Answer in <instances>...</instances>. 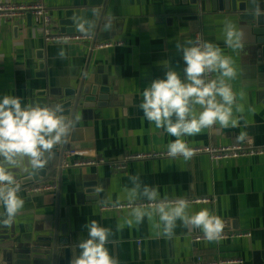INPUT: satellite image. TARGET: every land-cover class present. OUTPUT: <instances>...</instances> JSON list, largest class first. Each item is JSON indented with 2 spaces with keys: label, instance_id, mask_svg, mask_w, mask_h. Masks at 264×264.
<instances>
[{
  "label": "crops",
  "instance_id": "crops-1",
  "mask_svg": "<svg viewBox=\"0 0 264 264\" xmlns=\"http://www.w3.org/2000/svg\"><path fill=\"white\" fill-rule=\"evenodd\" d=\"M3 1L41 3L52 11L54 25L61 7L69 4V0ZM180 3L181 0H111L106 15L112 25L111 32L106 35H113L123 44L118 48L92 51L88 75L95 69L99 77L120 81L121 96L104 112L97 137L82 144L86 146L84 148H90L108 160L120 159L126 153L167 150L175 137L149 123L139 105L143 90L154 79L164 78L165 71L176 70L183 79L184 62L182 53L176 48L177 43L183 45L193 41L194 35L199 34L203 41L216 44L224 55L231 57L235 68L234 50L225 44L220 31L187 27L186 23L181 24L176 19L167 25V19L174 17V9ZM31 22L34 23L32 19ZM109 39L112 38H98V41ZM83 44L46 45L33 26L28 27L25 18L0 22V98L12 95L21 97L25 104L46 105V92L39 84L43 80L37 79L36 75H44L45 79H64L80 74L88 53ZM61 50L65 53L64 58L58 55ZM214 75L217 78L219 73ZM128 81L132 82L125 85ZM236 93V104L243 107L242 112H236L235 107L233 110L234 116L241 118L239 127L221 128L217 123L211 130L206 128L198 135L183 137L189 146L235 144L242 141L238 139L242 132L247 133L245 139L252 138L257 144L264 145V119L255 106L239 96L241 92ZM197 110H201L199 106ZM56 160L57 155L51 170L56 168ZM77 160L67 159L68 163ZM10 170L20 184L19 196L24 205L12 220L19 242L16 238L13 243L6 240L0 244V264H22L15 258L11 245L17 243L26 247L27 244L20 243L23 236L39 237L37 230L54 213L56 201L58 215L62 218L64 215L72 232L79 234L80 242L88 238L84 228L87 222L95 220L110 228L112 242L107 247L120 264H170L189 261L195 256L209 261L238 258L243 264H264V157L213 162L200 155L187 160L166 159L164 164L162 160L143 161L131 163L125 171L115 173L105 166L95 169L63 167L57 197L56 171L44 180H34L33 176L38 177L39 170L21 174L17 165ZM136 174L140 175L144 185L157 187L161 199H211L208 204L189 206L188 214L206 208L222 219L223 230L250 232L251 236L233 242H193L191 238L204 234L203 231L185 227L178 220L174 235L168 238L163 235L162 225L157 227L160 223L158 215L146 216L139 224L133 220L129 226L127 221L132 218L131 211L102 212L100 207L106 204L146 200L142 197L130 199L125 193L126 187H132L129 178ZM48 183L55 186L53 191H29L33 186ZM3 211L0 207V213ZM77 250L81 251L78 246Z\"/></svg>",
  "mask_w": 264,
  "mask_h": 264
},
{
  "label": "clouds",
  "instance_id": "clouds-1",
  "mask_svg": "<svg viewBox=\"0 0 264 264\" xmlns=\"http://www.w3.org/2000/svg\"><path fill=\"white\" fill-rule=\"evenodd\" d=\"M224 33L228 47H243L244 33L231 21L225 23ZM176 48L182 53L183 79L176 70L165 71L164 78L154 79L143 90L139 107L149 123L175 137L167 145L168 155L187 160L195 155V150L183 137L198 135L217 123L221 128H237L241 118L234 116L233 110L235 107L236 112H242L243 107L236 104L237 93L228 83L236 77L232 58L224 55L219 46L189 40L183 45L177 43ZM58 55L64 58L65 53L61 50ZM210 73H219V76L209 79ZM239 96L243 98L244 93ZM197 106L201 110L198 111ZM79 119V115L72 119L64 116L59 104L55 107L36 102L25 104L21 97L12 95L0 98V207L4 210L0 221L11 223L24 205L19 196L20 184L10 168L26 160L29 174L43 169L45 153L50 154L54 146L64 142ZM246 135L242 132L238 139L243 140ZM129 179L132 187L125 188L127 196L130 199L142 197L149 202L147 207L138 205L132 209V218L127 221L129 226L133 220L139 224L146 216L158 215L157 227L162 225L163 235L168 238L174 235L179 220L185 227L201 229L208 241L219 240L224 227L219 216L206 208L189 215L187 199H161L158 188L144 185L139 174ZM84 228L88 238L79 243L81 251L73 264H120L107 247L112 242L109 239L112 230L95 220L87 222Z\"/></svg>",
  "mask_w": 264,
  "mask_h": 264
},
{
  "label": "water",
  "instance_id": "water-1",
  "mask_svg": "<svg viewBox=\"0 0 264 264\" xmlns=\"http://www.w3.org/2000/svg\"><path fill=\"white\" fill-rule=\"evenodd\" d=\"M264 0H181L174 9V17L168 18L166 23L176 19L179 23H186L187 27H197L201 30L220 31L224 36V26L231 21L239 30L243 31V47L234 50L236 58V77L231 86L234 92H243L244 98L255 106L256 112L264 119ZM111 0H69L68 5L60 9V15L55 19L59 32L66 34H92L93 42L86 45L88 53L80 74L71 75L64 79L49 78L36 75L41 88L46 92L45 104L55 107L59 104L63 108V115L72 119L79 115L67 136L66 140L54 146L51 153H45L46 164L38 171L34 180H44L51 172L57 173V191L61 180L62 159L65 151L75 148H84L82 145L97 137V132L102 123L104 112L114 106L121 96L122 84L118 80L99 77L95 69L88 75L93 45L98 38H112L106 35L111 32V25L107 14ZM31 16H25L28 27H32ZM154 23V22H153ZM107 41V40H103ZM231 49V50H232ZM41 72V71H40ZM128 81L125 85H129ZM47 86V87H46ZM57 155L56 168L51 166ZM163 164L165 160H162ZM28 167L27 161L17 165L21 174ZM164 167V166H163ZM95 169V168H94ZM54 213L43 227L37 232L39 237L33 239L25 235L20 241L27 244L20 247L17 243L11 245L14 256L22 264H73L80 243L79 234L72 232L64 215H58L59 208L56 201ZM64 214V211L62 212ZM28 234V233H26ZM19 236L14 229L13 221L5 224L0 221V244L6 240L14 242ZM263 249V248H261ZM254 251V246L252 247Z\"/></svg>",
  "mask_w": 264,
  "mask_h": 264
},
{
  "label": "built area",
  "instance_id": "built-area-1",
  "mask_svg": "<svg viewBox=\"0 0 264 264\" xmlns=\"http://www.w3.org/2000/svg\"><path fill=\"white\" fill-rule=\"evenodd\" d=\"M30 15L33 20V28L35 32L41 36L44 44L55 45V44H85L91 45L93 42L92 34H66L61 33L54 25V20L52 16V11L47 9L41 3H11L0 0V22L2 21H19L23 20L25 16ZM203 41L199 34H195L193 41ZM122 41L118 40H107L102 42H95L93 45V50H106L113 49L122 46ZM209 79H216L214 73L209 74ZM213 128L210 127L211 130ZM195 150V156H206L210 161H228L240 158H257L264 157V145H259L252 138H246L242 141L230 144V145H204V146H189ZM78 158L79 160L68 163L67 159ZM168 155L167 150L164 151H149L142 153H126L120 159L108 160L101 156H98L90 148H75L72 150L65 151L62 159V168H96L98 166H105L111 172L125 171L131 163L134 162H149L171 159ZM175 158H183L182 156H177ZM192 158V157H191ZM55 189L53 184L48 183L47 185L33 186L29 189L31 193H42L50 192ZM189 201L191 205H204L211 202V199L205 197H187L185 198ZM176 200V199H167ZM149 202L147 200H136L127 201L123 203H111L100 207L102 212H124L132 211L138 205H144L147 207ZM251 236L250 232L243 231H225L222 229L219 241H229L233 242L235 240L247 239ZM193 242L208 241L204 234L196 235L191 238ZM170 264H243L242 259L238 258H227V259H216L213 261L205 260L201 256H195L189 261L175 262Z\"/></svg>",
  "mask_w": 264,
  "mask_h": 264
},
{
  "label": "rangeland",
  "instance_id": "rangeland-1",
  "mask_svg": "<svg viewBox=\"0 0 264 264\" xmlns=\"http://www.w3.org/2000/svg\"><path fill=\"white\" fill-rule=\"evenodd\" d=\"M88 43H85V44H83V45H87Z\"/></svg>",
  "mask_w": 264,
  "mask_h": 264
}]
</instances>
